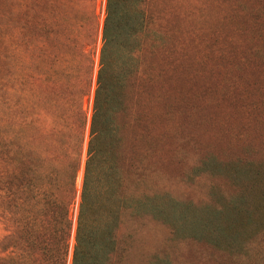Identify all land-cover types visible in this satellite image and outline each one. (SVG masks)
Segmentation results:
<instances>
[{
    "label": "trees",
    "instance_id": "trees-1",
    "mask_svg": "<svg viewBox=\"0 0 264 264\" xmlns=\"http://www.w3.org/2000/svg\"><path fill=\"white\" fill-rule=\"evenodd\" d=\"M100 1L0 0V264H113L125 213L161 210L134 140L167 71L177 90V0H106L102 22Z\"/></svg>",
    "mask_w": 264,
    "mask_h": 264
},
{
    "label": "rangeland",
    "instance_id": "rangeland-1",
    "mask_svg": "<svg viewBox=\"0 0 264 264\" xmlns=\"http://www.w3.org/2000/svg\"><path fill=\"white\" fill-rule=\"evenodd\" d=\"M184 4L164 22L177 90H165L167 71L134 140L150 167L142 188L160 192L161 210L125 213L113 264H264V7L193 0L188 18ZM92 107L93 89L89 120Z\"/></svg>",
    "mask_w": 264,
    "mask_h": 264
}]
</instances>
